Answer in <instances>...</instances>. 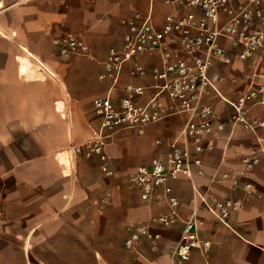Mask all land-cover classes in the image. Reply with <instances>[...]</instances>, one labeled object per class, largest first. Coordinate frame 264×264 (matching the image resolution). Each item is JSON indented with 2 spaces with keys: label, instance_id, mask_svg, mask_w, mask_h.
Segmentation results:
<instances>
[{
  "label": "crops",
  "instance_id": "1",
  "mask_svg": "<svg viewBox=\"0 0 264 264\" xmlns=\"http://www.w3.org/2000/svg\"><path fill=\"white\" fill-rule=\"evenodd\" d=\"M9 4L0 13V264H175L172 252L183 223L167 228L153 222L154 216L173 209L162 190L157 191L161 200H143L129 174L153 157L166 155L187 113L169 115L149 125L144 134L123 130L108 137L105 151L113 176L102 170L97 156L70 153L101 129L94 99L109 92L111 83L100 74L109 50L123 43L128 29L124 21L150 14L160 28L167 15L178 17L187 10H175L167 0ZM67 33L82 38L95 60L62 55L55 41ZM220 43L233 62L211 70L225 79L218 84L219 93L209 89L200 102L213 107L225 129L209 136L214 148L200 156L201 166L192 165L191 178L170 182L171 194L179 200L178 215L201 220L200 233L211 242L208 251L194 250L185 264H264V156L248 173L242 163L252 148L264 147V129L244 128L235 121L231 105L248 90L246 74L256 62L240 60L228 40L221 38ZM166 44L173 59L184 56L177 43L167 38ZM139 59L147 72L132 76V64L127 65L112 90L114 98L123 96L128 84L143 85L145 103L161 83L152 72L162 68V54ZM25 61L30 76L22 72ZM248 117L264 119V107L250 106ZM222 172L238 185L217 183ZM247 183L252 184L250 192ZM195 187L207 201L231 198L242 206L225 223L207 208ZM140 225L160 239H143L127 249V227Z\"/></svg>",
  "mask_w": 264,
  "mask_h": 264
},
{
  "label": "built area",
  "instance_id": "2",
  "mask_svg": "<svg viewBox=\"0 0 264 264\" xmlns=\"http://www.w3.org/2000/svg\"><path fill=\"white\" fill-rule=\"evenodd\" d=\"M12 1L0 0V13ZM175 10L184 8L187 11L176 17L167 15L162 27H157L150 14H136L124 21L127 32L119 48H111L105 60L101 80L110 81L109 92L94 99V109L101 118V129L97 135L83 144L72 148L70 156L84 155L87 158L97 156L101 168L113 176L114 170L109 166V156L105 151V140L113 134L129 130L144 134L146 128L169 115L187 113L188 120L184 124L178 138L169 144V151L164 157L156 156L148 164L138 166L129 174L131 185L138 189L141 197L149 201L162 190L173 211L169 214L154 216L152 221L163 227H172L180 222L183 230L180 240L172 252L175 264H185L194 250L208 251L211 242L200 233L203 222L197 218L182 219L175 209L179 200L173 196L170 182L181 176L191 178L192 165H202L201 155L214 148L209 136L225 129L222 122L217 121L216 113L211 105L200 102L209 89L219 93L218 84L224 76L218 72L211 73L217 65L231 64L232 56L220 43V39L228 40L237 51V57L244 61L255 58V67L246 74L249 82L248 90L236 101L231 102L235 111V121L250 131L264 129V119L248 117L250 106L264 107V0H167ZM177 43L184 56L172 58L166 39ZM64 56H83L91 60L95 57L89 45L74 33H67L55 41ZM162 54V68H154L152 75L161 83L154 86V93L142 103L147 94V87L128 84L125 94L114 98L112 90L118 84L127 65L132 64V76L144 75L147 70L140 57ZM161 141L159 140L158 143ZM195 153L196 157H192ZM264 156V147L252 148L242 159L243 172L252 171ZM66 158H69L68 155ZM203 173V170H198ZM217 183L237 186L238 180L231 179L227 172H222ZM245 188L250 192L252 184ZM202 202L223 222H227L232 213L238 211L242 202L238 199L214 198L207 201L195 187ZM128 237L125 240L127 249H134L143 239L159 240L161 235L153 233L147 226H128ZM154 248V246H153Z\"/></svg>",
  "mask_w": 264,
  "mask_h": 264
},
{
  "label": "bare ground",
  "instance_id": "3",
  "mask_svg": "<svg viewBox=\"0 0 264 264\" xmlns=\"http://www.w3.org/2000/svg\"><path fill=\"white\" fill-rule=\"evenodd\" d=\"M28 66H29V61H25V64H23V66H22V72L27 74V76H30V74H28V72H29ZM64 162H66L68 164V161H64Z\"/></svg>",
  "mask_w": 264,
  "mask_h": 264
}]
</instances>
